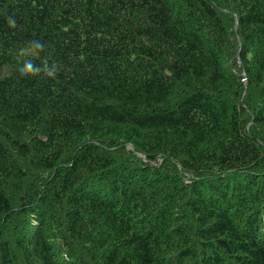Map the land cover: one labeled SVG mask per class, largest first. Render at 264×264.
Here are the masks:
<instances>
[{
	"label": "trees",
	"instance_id": "obj_1",
	"mask_svg": "<svg viewBox=\"0 0 264 264\" xmlns=\"http://www.w3.org/2000/svg\"><path fill=\"white\" fill-rule=\"evenodd\" d=\"M0 264H264V0H0Z\"/></svg>",
	"mask_w": 264,
	"mask_h": 264
},
{
	"label": "clouds",
	"instance_id": "obj_2",
	"mask_svg": "<svg viewBox=\"0 0 264 264\" xmlns=\"http://www.w3.org/2000/svg\"><path fill=\"white\" fill-rule=\"evenodd\" d=\"M30 71H36L35 69H32L30 64H26L24 68L22 69V74H28ZM51 74V73H49Z\"/></svg>",
	"mask_w": 264,
	"mask_h": 264
},
{
	"label": "water",
	"instance_id": "obj_3",
	"mask_svg": "<svg viewBox=\"0 0 264 264\" xmlns=\"http://www.w3.org/2000/svg\"><path fill=\"white\" fill-rule=\"evenodd\" d=\"M240 79H241L242 81H245V78H244L243 75L240 76Z\"/></svg>",
	"mask_w": 264,
	"mask_h": 264
},
{
	"label": "rangeland",
	"instance_id": "obj_4",
	"mask_svg": "<svg viewBox=\"0 0 264 264\" xmlns=\"http://www.w3.org/2000/svg\"><path fill=\"white\" fill-rule=\"evenodd\" d=\"M241 76V75H240ZM244 76V75H243Z\"/></svg>",
	"mask_w": 264,
	"mask_h": 264
}]
</instances>
